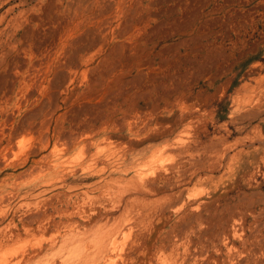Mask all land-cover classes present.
I'll return each instance as SVG.
<instances>
[{"label":"rangeland","instance_id":"rangeland-1","mask_svg":"<svg viewBox=\"0 0 264 264\" xmlns=\"http://www.w3.org/2000/svg\"><path fill=\"white\" fill-rule=\"evenodd\" d=\"M0 52V264H264V0H0Z\"/></svg>","mask_w":264,"mask_h":264},{"label":"bare ground","instance_id":"bare-ground-1","mask_svg":"<svg viewBox=\"0 0 264 264\" xmlns=\"http://www.w3.org/2000/svg\"><path fill=\"white\" fill-rule=\"evenodd\" d=\"M113 1V0H112ZM94 4V3H93ZM113 4V3H112ZM104 5H106V4H104ZM43 7V6H42ZM102 7V6H101ZM43 9V8H42ZM97 9V8H96ZM109 9V8H108ZM15 10V9H14ZM93 10V9H92ZM104 12V11H103ZM105 13V12H104ZM29 16V15H28ZM63 19V18H62ZM12 20V19H11ZM95 20V19H94ZM85 21V20H84ZM73 22V21H72ZM51 23V22H50ZM103 24V23H102ZM87 25V24H86ZM64 29V28H63ZM88 29V28H87ZM86 30V29H85ZM98 31V30H97ZM97 33V32H96ZM12 34H13V32H12ZM90 34V33H89ZM95 34V33H94ZM7 35H9V34H7ZM11 36V35H10ZM42 36V35H41ZM66 36V35H65ZM64 36V37H65ZM12 38V37H11ZM63 39V38H62ZM78 39V38H77ZM4 40V39H3ZM21 41V40H20ZM13 41L11 40V39H7V40H5L3 43H2V45H1V47H2V49L3 50H11L12 48H14L15 46H14V44L12 43ZM21 43V42H20ZM17 51V50H16ZM15 51V52H16ZM21 51V50H20ZM19 51V52H20ZM4 52V51H3ZM12 52V51H11ZM15 52H13L14 54H15ZM2 52H0V54H1ZM25 53V52H24ZM2 56H4V53H3V55ZM22 56V55H21ZM21 59V58H20ZM34 59V58H33ZM11 60V59H10ZM25 61V60H24ZM27 61V60H26ZM29 64V63H28ZM14 69V68H13ZM23 69V68H22ZM34 70V69H33ZM36 71V70H35ZM13 73V72H12ZM31 75H32V73H31ZM37 81V80H36ZM23 83V82H22ZM20 85V84H19ZM33 85H35V84H33ZM12 86V85H11ZM3 89V88H2ZM11 92V91H10ZM27 95V94H26ZM9 101V100H8ZM7 154V153H6ZM9 196H10V194H9Z\"/></svg>","mask_w":264,"mask_h":264}]
</instances>
